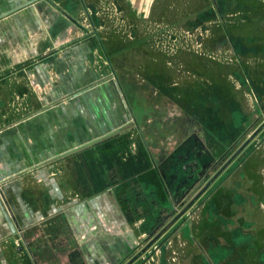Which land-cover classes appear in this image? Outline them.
I'll use <instances>...</instances> for the list:
<instances>
[{"label": "crops", "instance_id": "obj_1", "mask_svg": "<svg viewBox=\"0 0 264 264\" xmlns=\"http://www.w3.org/2000/svg\"><path fill=\"white\" fill-rule=\"evenodd\" d=\"M186 3L189 6L183 10L181 20L171 23V6L164 0H0V120L3 116L1 107L8 104L11 97L15 101L11 108H15L18 101L23 104L21 108L25 107L20 119L0 130V184L2 195L23 234L33 238L32 234L39 233L38 229L44 220H52L54 212L67 208L58 205L57 199L60 197L55 199V196L49 195V191L44 194L45 187L54 188L59 186L60 179L65 180L58 167L61 161L72 159L76 152L62 159L57 156L69 150L77 139L87 138L91 141L102 137L99 133L106 131L109 125H114L112 130L120 132L129 123L127 120L124 124V107L119 99L118 84L97 80L103 72L102 67L82 62L75 65L80 63L77 57L83 61L81 53L85 60L92 58L93 50L98 51L95 43L103 49V44L111 42L102 32L100 21L103 17L121 22L125 17L134 16L132 22H139L141 19H150L154 12L168 13L167 20L164 17L166 27L180 23L182 30L195 28L202 32L206 24L207 27L212 25V43L216 44L220 39L227 40L235 44V52L241 53L244 60L252 57L264 59V0H187ZM80 17L90 28L81 37L75 35ZM217 20L221 22L220 25ZM60 46L67 47L66 53L55 56L54 51H59ZM106 53L103 54L108 59ZM46 58L50 61L45 62ZM62 61L67 67L55 66ZM230 74L234 80L243 74L247 77L249 88L245 87L253 101L264 96V61L256 66L243 63L242 69L233 70ZM228 90L230 96L225 100L227 105L222 103L221 106L226 110H221L229 115L227 126L234 130L232 134L239 139H246L253 125L261 118H253L252 100L248 106L237 97L238 92L233 85ZM80 99H84L83 104H79ZM64 100H68L66 106L60 104ZM222 101L215 98L210 106L219 113ZM257 111L262 115L263 111ZM7 114L10 115V112ZM132 120L135 118L132 117ZM134 123L137 131H140L137 122ZM173 123L178 125L181 135L179 139H175V133L170 136L169 141L174 145L170 146L168 153L180 143L183 144L184 138L188 139L183 120L176 119ZM217 130L214 126V131ZM263 130L264 127L257 128L245 140L248 144L245 160L215 193L204 199L200 219L191 227L195 228L204 246V241L208 242L209 237L220 234L225 228L223 223H216L213 217L216 211L228 215L225 208L227 204V222L233 228L231 233L239 238L245 236L246 241L243 243L248 245V256L256 258L253 252L259 250L256 264H264V137L253 147L249 145ZM222 132L228 130L223 128ZM216 140L222 138L218 135ZM222 143L226 147L229 145L226 141ZM199 146L207 150L205 140ZM204 150L203 154L207 156ZM206 158L203 157L201 162H207ZM52 159L55 161L47 164ZM54 203L59 207L57 211L53 209ZM56 214L58 216L60 213ZM9 226L0 208V264H42L39 259L42 251L37 246L36 252L31 253L30 261L24 260L22 256L23 261L17 258V249L5 242L10 233ZM32 241L27 239L29 246ZM214 244L207 247H214L216 252L222 249L223 244ZM241 244L240 240L235 239L233 248L240 249ZM208 250L214 255L212 249Z\"/></svg>", "mask_w": 264, "mask_h": 264}, {"label": "rangeland", "instance_id": "obj_2", "mask_svg": "<svg viewBox=\"0 0 264 264\" xmlns=\"http://www.w3.org/2000/svg\"><path fill=\"white\" fill-rule=\"evenodd\" d=\"M164 2L171 6V23L181 20L183 10L189 6L186 3L187 0H164ZM156 3L160 2L156 1ZM187 9L190 10V8ZM224 9H227L225 4ZM167 14L154 12L153 17L148 20L141 19L139 22H132L135 19L134 16L128 19L125 17L121 22L103 17L100 21L103 27L102 32L111 42L105 43L106 49L105 44L101 49L100 45L95 43L97 47L95 49L98 51L93 50L95 56L92 55L90 59L88 57L85 60L83 53L80 54L83 61L77 57V62L80 63L75 65L89 63L93 67H102L103 72L98 75V81L108 80L118 84L122 94L119 99L124 107V124L127 120L129 122L125 130L133 135L124 134V140H112L108 143L102 141L75 154L71 153L58 158L62 159L74 154L72 159L61 161L58 167L61 170L60 175L63 174L65 180L60 179L61 183L54 188L45 187L44 194L49 191V195L55 196V199L60 197L57 199L59 206L67 208L59 212L57 211L59 207H54L53 209L57 212L51 215L54 218L50 220V223L46 224L44 221L49 222V220H44L38 229L39 233L32 234L34 239L26 235L27 239H32L34 243L29 248L35 247L32 251L29 250V256L36 252L37 246L42 251L39 258L42 264H71L72 258L79 264H82L83 260L85 264H116L121 258L127 260L137 251L136 246L144 241L148 231V200H157L158 205L165 202L157 172L150 167L149 155L143 141L149 146L153 145L151 150L157 161L160 157L169 155L167 151L171 145H174L172 141H169L170 136L175 133V139H179L181 135L178 125L169 123L172 119L180 121L183 116L201 112L204 116H211L210 126H215L220 132L223 128L228 130L225 134L222 133V138H227L234 130L231 127L228 128L229 115L226 111H222L226 108L221 106L222 103L227 105L225 100H228L230 96L228 89L233 85L238 92L237 97H240L246 105L250 106V100H252L253 118L258 116L261 118L257 124L253 125L245 138L251 136L257 128L264 127V96L261 99L256 98L257 100L254 98L253 101L249 90L247 91L245 87L249 88L247 77L243 74L241 78L236 76L234 80V76L230 74L233 70L242 69L243 63L247 66H256L264 59L252 57L244 60L241 53L235 52V44L227 40L220 39L216 44L212 43V25L207 27L206 24L202 32L196 31L195 28L188 29V32L182 30L180 23L166 27L164 25L167 24L169 15ZM227 17L226 15V20ZM86 24L84 18L80 17L76 23L75 35L81 37L86 34L87 29H90L86 27ZM217 24L220 25L221 22L217 20ZM116 38L118 41L115 42ZM66 50L67 47L60 46L59 51H54V55H62L66 53ZM104 52H107L108 59L104 56ZM44 61L50 60L46 58ZM62 62H57L55 66L67 67V64ZM215 98H219V101L223 100L219 113L217 109L210 106ZM67 101L64 100L60 104L66 106ZM83 102L84 99H80L79 104ZM22 106L23 104L18 101L15 108H9V103L4 108L1 107L3 116L0 120V130L6 129L15 120L21 118L25 111V107L21 108ZM30 108L29 106V110ZM257 110L263 111L262 115L260 112L257 113ZM9 112L10 115L7 114ZM76 116L79 119L80 116L78 114ZM132 117L135 120L131 121ZM135 121L143 137L137 133ZM112 129L114 125H109L106 131L99 134L103 136L104 133L114 131ZM263 137L264 130L249 146L253 147ZM246 139H242V142ZM89 140L77 139L66 152ZM163 148L166 153L162 152ZM206 160L209 162L207 158ZM53 161L55 160H49L47 164ZM135 174L138 175L136 179L133 178ZM67 177H69L68 180ZM152 181L154 186H150ZM4 208L8 212L9 209L5 206ZM225 208L229 212L227 204ZM48 209L51 210V208ZM65 211H68V214H65ZM56 213L60 214L57 216ZM193 218L190 219L191 223L193 222L192 227L196 222ZM138 227L144 229L143 233L138 231ZM232 229L226 225L220 234L209 237L208 242L204 241V246L212 249L214 255L210 254L212 259H215V264L216 259L221 261V264H256L255 259L258 257L259 250L253 252L256 258L248 256L246 252L248 245L243 243L246 241L245 236L235 237L231 233ZM38 235L41 236L40 239L37 238ZM235 239L242 242L240 249L233 248ZM210 241L218 245L223 244L222 249L216 252L214 247H207L209 244H214ZM86 242L89 244H85ZM224 247L226 249H223ZM17 252V258L20 257L22 260L23 255ZM195 254L198 255V253ZM169 255L167 264L169 262L176 264L170 259L174 256L173 253ZM158 263L161 264L160 261L152 262V264Z\"/></svg>", "mask_w": 264, "mask_h": 264}, {"label": "flooded vegetation", "instance_id": "obj_3", "mask_svg": "<svg viewBox=\"0 0 264 264\" xmlns=\"http://www.w3.org/2000/svg\"><path fill=\"white\" fill-rule=\"evenodd\" d=\"M211 119V116H204L201 112L183 116V127L187 128L188 139L184 138L183 144L178 142L180 144L173 153L164 155V158L160 157L158 161L151 150L153 145L149 146L145 143L144 147L149 155L150 167L157 172V179L162 187L165 202L163 201L162 204L158 205L157 200H148L146 238L143 242L138 243L137 251L133 255L129 256L127 260L121 258L116 264H152L156 261L167 264L169 261L167 258L171 253L174 256L170 259L176 264H215V259H212L210 251L203 246L196 235L197 232L194 233L195 228H191L193 222L191 223L190 219L194 217L193 220L196 221L194 224H197L204 199L215 193L218 186L223 184L242 164L247 154L248 144H246L247 140L242 142V139L233 134L225 139L222 138V133L225 134L226 132L214 131V126L209 125ZM125 128L122 129L125 133H122L121 130L103 142L108 143L118 136L124 140L125 135L132 134ZM137 133L143 137L141 130ZM218 135L222 140H216ZM202 140L206 141L207 150L199 146ZM186 141L188 142L185 144ZM222 141H226L229 145L224 146ZM203 150L207 156L203 154ZM162 152L166 153L164 148ZM203 157H207L209 162L202 163ZM151 185L154 186L153 181L150 182ZM0 188V199L4 206L9 209L7 213L15 229L13 232L9 226L10 233L5 238V242L12 244L17 251L21 252L24 260L30 261V249L26 234L21 232L22 228L15 220L14 213L8 206L5 196L2 195L1 185ZM58 205L54 204L55 207ZM215 213L213 217L215 222L223 223L224 226L228 225L226 214L221 211ZM48 223L50 221L46 224ZM143 230L140 228L138 231L143 233ZM85 244L88 245L89 243L86 242ZM214 245L216 246V244ZM71 264L79 263L74 262V258H72ZM82 264H85L84 260ZM216 264H221V261L216 259Z\"/></svg>", "mask_w": 264, "mask_h": 264}, {"label": "water", "instance_id": "obj_4", "mask_svg": "<svg viewBox=\"0 0 264 264\" xmlns=\"http://www.w3.org/2000/svg\"><path fill=\"white\" fill-rule=\"evenodd\" d=\"M116 84H117V83H116ZM117 86H118V85H117ZM118 90H119V94H120V96H121L122 94H121V90H120V87H119V86H118ZM123 101H124V100H123ZM124 104L126 105L125 101H124ZM126 108H127V106H126ZM116 133H118V130H117V131L109 132V133L105 134V135L102 136V137H99V138H97V139H93V140H91V141H89V142H86V143H84V144H82V145H80V146H78V147H76V148H74V149H72V150H70V151H67V152L64 153V154L57 156V158H59V157H61V156L68 155V154H71V153H74V152H77V151L82 150V149H84V148H86V147H89V146L95 145V144H97V143H99V142L104 141L105 139L110 138L111 136L115 135ZM55 159H56V158H55ZM0 185H1V184H0ZM0 189H1V188H0ZM0 208H1L2 212H4L5 217H6L7 221H8V223H9L10 227L12 228L13 232H15V229L13 228V224H12L11 221H10L9 215H8L6 209L4 208L1 199H0Z\"/></svg>", "mask_w": 264, "mask_h": 264}, {"label": "trees", "instance_id": "obj_5", "mask_svg": "<svg viewBox=\"0 0 264 264\" xmlns=\"http://www.w3.org/2000/svg\"><path fill=\"white\" fill-rule=\"evenodd\" d=\"M14 102H15V101H14V98H11V99L9 100V106H10L9 108L12 107V105L14 104ZM6 106H7V104H6ZM3 108H4V106H3ZM168 122H169V121H168ZM169 123L172 124V123H173V119H172ZM114 140L121 141V137H119V136H118V137H115ZM114 140H113V141H114ZM142 141H143V140H142ZM121 143H122V142H121ZM122 144H123V143H122ZM122 144H121V145H122ZM143 145H145V141H143ZM127 146H129V144H127ZM177 148H178V147H177ZM168 152H169V151H168ZM173 152H174V151L172 150L171 153H173ZM171 153H169V154H171ZM139 170H140V169H139ZM137 176H138V175L135 174V176H134L133 178L136 179ZM218 187H219V186H218ZM218 231H219V230H218Z\"/></svg>", "mask_w": 264, "mask_h": 264}]
</instances>
